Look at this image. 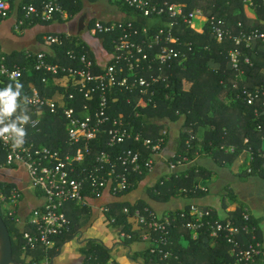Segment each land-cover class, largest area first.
<instances>
[{
	"label": "trees",
	"instance_id": "1",
	"mask_svg": "<svg viewBox=\"0 0 264 264\" xmlns=\"http://www.w3.org/2000/svg\"><path fill=\"white\" fill-rule=\"evenodd\" d=\"M43 0H38L35 3H40ZM86 0H60L61 6L68 11L70 17L82 16L87 18L88 13L85 11ZM95 1V0H90ZM116 6V9L123 14V20L128 21L129 17L138 18L135 22L136 27L142 25L159 28L162 22L158 19L142 18L134 8L123 5L122 2L116 0H108ZM179 4L186 3L187 7L184 13L189 14L192 11L199 9L203 14L211 18L223 20L225 28L231 29L234 34H239L241 31L249 32L252 29H264V24L257 22L253 26L246 25L242 20L244 16V5L247 0H173ZM32 2L31 0H21L19 3L16 0H11L12 11L18 12V20L24 18V7ZM253 6L256 8L259 15L264 18V0H253ZM122 3V4H121ZM92 16V15H91ZM90 18L92 19L93 16ZM167 16L165 13L164 17ZM140 17V20H139ZM167 18H169L167 16ZM94 19V18H93ZM90 20V25L93 23ZM18 22V21H17ZM41 20L33 19L26 20L24 26H32L40 24ZM178 27L175 30L176 37L180 38L182 43H189V47L182 46L181 50L185 52L181 61L173 59L168 62L163 68L162 77L167 80L161 81L152 88L155 90L154 104H149L144 109L136 106L138 91L117 92L112 97H117L116 102L110 100L109 108L106 114L113 120H120L124 127L133 133H141L143 139H151L154 144L160 143L161 148L164 149L168 145V134H163L162 131L166 126L167 121H177L183 124V131L177 142L176 155L169 158L170 161L182 160L183 163L196 161L201 153H207L210 157L222 158L227 161H233L237 154L245 149H252L251 169L252 174L264 173V112L260 106L262 98L253 104H249L245 100V91H254L255 88L264 85V52H259L257 57L252 56V52L242 47L245 55L250 58V64H247L244 58L241 59L239 68L235 67L230 59V51L235 48V42L228 38L215 39L211 33L210 26H206L204 32L199 33L193 30L190 26L183 23L181 19L178 20ZM240 24L242 25L240 27ZM92 27V25L90 26ZM90 29V28H89ZM119 31H115L112 35L101 34L103 37L102 44L106 48L113 50V45L108 41L117 36ZM76 43V39L71 38L66 41L65 45L54 46L56 52L55 58H50L51 62H59L63 65H70L72 62L67 56V51L76 49L77 53L86 51L89 57L93 60L91 47L80 39ZM174 49L179 46L172 44ZM175 49V50H176ZM12 57L20 56V61L12 62L6 53L0 48V64H6L10 69L21 68L23 76L19 80L23 84V91L18 99L17 115L23 116L27 111V97L30 89L35 86L39 89L43 96L47 95L46 84L42 79L44 73L35 70L38 54H18L10 55ZM6 59V60H5ZM95 63V72H100L99 64ZM153 64H157L154 61ZM143 65L147 67L148 63ZM239 70H244L245 75L241 77ZM157 74V69L153 72L141 71L139 76H143L150 80V77ZM9 78L0 76V88L5 87L9 83ZM59 88V87H57ZM61 93H67V90L59 88ZM110 97V98H112ZM84 98V97H83ZM82 101V98H79ZM90 103L94 112L100 111L99 96L94 97V101H86ZM259 109L262 113L256 117L255 111ZM43 112V111H42ZM139 113L140 117H136ZM62 117V116H61ZM60 116H53L49 112H43V117L40 125L36 128L29 127L27 130L28 144L33 143L35 146H46L52 150L63 148L66 151L68 146V134L65 130L66 120ZM111 126V124H109ZM187 127V130H185ZM103 142L98 146L93 147L92 154L88 157V162L94 161L95 153L106 150L112 153L115 158L123 154L124 151L133 149L141 152L140 169L142 174L130 173L129 179L133 183L123 196L132 195L137 192L145 179L149 175V170L145 166L146 161L152 157L150 149L143 145V142H135L128 140L124 144L109 147L106 144L108 136L105 134L100 136ZM105 141V142H104ZM234 148V152L225 154V150ZM199 153V154H198ZM7 153L3 150L0 144V164H5ZM156 163V161H154ZM169 166V165H168ZM207 170L199 165L191 168L181 167L174 174L163 175L161 179L154 186H148V199L156 203L169 202L176 196L184 195L188 198H193L198 192L196 189L198 185L197 178L207 176ZM170 176L169 179H167ZM144 181V182H143ZM147 183V182H146ZM145 183V184H146ZM13 189L12 184H0V191L7 194ZM185 189L186 192L182 191ZM198 193L199 195L202 194ZM86 194H90L87 192ZM197 194V193H196ZM91 195V194H90ZM188 195V196H187ZM121 196V195H118ZM147 201V200H145ZM145 201L130 203L128 201L116 202L111 206L108 213H104L105 219L112 221L111 227L131 235L122 241L123 244L130 246L133 243L143 241L145 235L150 237V244L144 250L134 255V259L141 258L142 264H235L237 261L236 250L234 252V245L228 243L226 233H223L219 238L213 239L210 236L208 227H203L199 231V236L194 239L190 229L186 227L187 219L190 220V205L186 208H173L167 213L158 212ZM155 203V204H156ZM157 204V207L160 205ZM77 208L71 213L73 221L72 229L68 233H64L57 240L55 250L45 251L38 248L36 251H25L23 246L22 234H20L16 227L15 220L10 216L4 214L0 207V214L4 219L12 238L13 243V258L16 264H43L47 256L51 258L57 253L56 248L62 244L80 235V216L82 208ZM128 207L130 215L124 213L123 209ZM145 208L155 212L158 217L170 216L173 220V227L169 229V234L154 231L147 227H140L136 220L132 217L137 209H140L144 215H148ZM187 214V219L182 218V214ZM163 219V218H162ZM212 223L219 220L215 217H207ZM232 221L233 225L239 226L242 231L235 237L238 242H242L241 249L248 247V242L252 235L258 234L261 220L255 219L249 215V220L244 219L243 210L237 209L229 213V216L223 219L224 222ZM249 228V232L244 231V227ZM164 238H167V243H163ZM18 239V241H17ZM261 241L257 238V241ZM83 246L80 251L83 256L82 264H122L113 259L112 250L105 246V244L97 239L81 240ZM169 253L166 257L165 255ZM25 256L32 255L30 262H26ZM56 264V263H54ZM249 264H264V256L258 259L255 263Z\"/></svg>",
	"mask_w": 264,
	"mask_h": 264
},
{
	"label": "built area",
	"instance_id": "2",
	"mask_svg": "<svg viewBox=\"0 0 264 264\" xmlns=\"http://www.w3.org/2000/svg\"><path fill=\"white\" fill-rule=\"evenodd\" d=\"M30 4L24 7V18L18 20V26L25 25L26 20L39 19L43 23L52 22L57 17L66 19L68 12L61 6L60 0H43L40 5L35 3L38 0H31ZM123 5L139 10L145 17L158 16L162 17L167 13L171 19L165 22L160 28L136 27L135 21L130 18L128 21L106 22L95 21L89 32L92 36L98 34L112 35L119 31L117 36L111 38L113 53L110 60L105 65H99L100 72H95V63L89 57L88 53H77L76 49L67 51V56L71 60L70 65H63L59 62H51L45 52L38 55L35 70L45 74L42 81L47 84L50 79L65 80L64 83L67 93L59 101L43 96L36 87H32L27 105L34 109V113L43 117V112L48 109L53 116L61 117L66 120V129L68 132V146L66 151L63 148L52 150L41 146L35 147L33 143L28 144L26 137L25 144L22 148L13 149L9 142L0 140L2 148L8 153V164H22L28 169L31 184L33 188L42 197V203L37 206L30 216L28 224L32 227L31 231L23 233V246L25 251H36L42 248L49 251L56 246V241L64 233L72 229L73 221L67 214V208L70 204L84 206L87 198V192L97 197H102L107 191L113 196L124 194L133 183L129 179L130 173L142 174L140 169L141 152L133 149L124 151L122 155L112 157L110 151L102 150L95 153L94 161L88 162V157L92 154V149L103 142L100 137L105 134L108 136L106 144L109 147L124 144L128 140L143 142V145L150 149L151 156L145 163L149 172L154 166L161 149L160 143L154 144L151 139H143L141 133H133L124 127L120 120H111L106 114L109 108V101L116 102L117 92L138 91L136 106L144 109L149 104H154L156 96L155 88L163 78V67L173 59L180 62L185 52L181 50L182 46L189 47L190 44L181 43L175 35V28L178 26V20L181 19L184 24L192 27L193 20L196 16H201L200 10L192 13H184L185 6L171 0H120ZM252 0H247V2ZM11 14V5L8 0H0V20L7 19ZM210 26L211 33L215 39L228 38L233 40L236 48L230 51V59L235 67L241 65L244 53L242 46L250 48L253 45L264 49V31L259 29L252 30L248 33L244 31L240 35H234L230 29L225 28V22L216 18H207L204 26ZM242 25L240 24V27ZM70 36L59 34H48L45 41L51 46H64L69 41ZM103 40V38L101 39ZM179 46L174 49L172 44ZM253 46V47H254ZM55 54L53 55V57ZM248 64L249 58H244ZM157 63L156 65L152 62ZM144 64L148 63L147 67ZM0 76L9 78V74L16 72L19 75L14 79L20 80L23 76V70L20 68L10 69L6 64L1 63ZM147 69L153 72L157 69V74L150 77V80L139 76L141 71ZM98 95L100 100V111L94 112L90 103ZM245 100L253 104L259 99H263L261 107L264 112V85L257 87L254 91H245ZM84 97V98H83ZM112 97V98H110ZM79 98H82L80 101ZM110 99V100H109ZM43 111V112H42ZM259 109L255 111L256 117L262 113ZM136 117H140L137 113ZM36 122L26 126L36 128L40 125L41 118L31 119ZM111 124V126H109ZM105 142V141H104ZM232 152L234 148H230ZM252 156V149L247 148ZM253 158V157H252ZM182 160L170 161L169 166L172 173L184 166ZM251 168V167H250ZM251 172L252 170L249 169ZM12 196L15 200L21 198L18 191H14ZM6 197L0 196V203L4 202ZM111 210V206H103L101 212L105 214ZM124 213L130 215L128 207L123 209ZM190 220L187 214L183 213L182 218L187 219L186 227L190 231L199 232L203 227H208L210 236L213 239L219 238L226 233L228 243L233 244L236 252V264L255 263L264 256V244L257 241L252 235L248 247L241 249L240 243L235 239L242 229L233 225L232 221L224 222L217 220L211 222L205 220L210 217L208 213L198 211L192 207ZM148 215H144L141 210H136L132 217L138 225L148 229L169 234V229L173 227V220L170 216L163 219L157 217L155 212L146 210ZM245 220H249V215H244ZM108 221V225L112 221ZM19 222V221H17ZM245 232H249L247 226ZM122 240L131 238V235L117 230ZM167 243V238L163 240ZM169 253L165 256L167 257ZM43 264H54L47 259Z\"/></svg>",
	"mask_w": 264,
	"mask_h": 264
},
{
	"label": "crops",
	"instance_id": "3",
	"mask_svg": "<svg viewBox=\"0 0 264 264\" xmlns=\"http://www.w3.org/2000/svg\"><path fill=\"white\" fill-rule=\"evenodd\" d=\"M8 1L11 5V0ZM20 1L21 0H16V2L18 3ZM116 1L121 2L120 0H116ZM171 2H175V1L171 0ZM85 4H86L85 11H87L88 13L87 18H82V16L80 15L71 18L68 13V17H66V19L62 17H57L52 22H48V23L41 22L40 24H36V25L32 24V26H22V27L18 26V22H17L18 12L12 11L9 18L0 20L1 51L6 53L7 56L10 57L12 62L20 61V56L17 57L10 56L14 53H18L21 55L23 54L39 55L40 53L45 52L49 57L55 58L56 52L54 50V47L47 44V42L45 41V36L48 34H59L62 36L64 35L70 36L69 37L70 39L74 37V39H76V43L80 42L79 41L80 39L85 40V42L91 47L92 50L91 56L93 60H95L101 66L107 64L111 58L113 51L110 48H106L102 44L101 39L104 36L103 37L99 36L101 34H98L97 36H92V34L89 32L90 30L89 28H91L90 26L93 25L95 21H101L103 23H106V22H115V21L123 20V14L116 9L117 16L114 18L113 17L97 18L94 14H92L89 11L90 6H87L89 4V1L86 0ZM253 4H254L253 0L252 3L250 1L245 2L244 12H243L245 18L242 21L249 26H253L257 22H261L264 24V18H262L259 15ZM181 5H184L185 8L187 7L186 3H181ZM136 12L140 14L142 18H145L144 14L141 13L139 10H136ZM201 13H202L201 16H196L194 18L193 25L191 27L193 30L199 33L204 32L205 27L207 26L204 25L206 19L208 18L203 14L202 11ZM91 15L93 16L94 19L92 18L93 23L90 25V20H92L90 18ZM152 17L154 19H158L159 21H161L162 26L164 25L165 22L171 21L170 18H167V16L164 17V15L162 17H158L154 15L148 18H152ZM130 18H132L135 22H138V18L134 19L133 17H129V19ZM141 27H148V26L142 25ZM148 28H152V27H148ZM257 29L264 31V29H260V28ZM252 30H256V29H252ZM241 32H239V34L236 35H240ZM244 32L248 33L246 31ZM253 46L250 48H246L245 46L242 47L250 50L254 58L257 57L259 52H264V49L258 48L257 46L254 47ZM242 47L241 50L244 53V56H242V58H249L248 56L245 55V52L242 49ZM54 54L55 56L53 57ZM248 64H250V62ZM239 72H240L239 75L241 77H244L243 75H245V71L239 70ZM64 85L65 84L60 80L50 79L49 82L46 84L47 95H48L46 97L54 101L60 102V100L64 97V94L61 93L59 88L66 90ZM27 109L28 112L29 111L32 112L33 116H31L30 112L24 114L23 116H31V119H36L39 117L42 119V116H39L34 113V109L29 108V106ZM45 111L49 112L48 109H45ZM5 123H8L7 119L5 120ZM66 127L65 130L67 132ZM183 128H184L183 124L180 122L177 121L166 122V126L164 127L165 130H163L165 132L163 134H168L169 137L168 145L164 149L162 150L160 149L156 163L154 164L152 170L149 172V175L145 179V183L146 182L147 183L146 184L143 183L142 187L137 192L133 193L132 195L129 194L125 197L123 196V194H121V196H113L108 191L104 193L102 197H97L95 195L87 194V198L85 200L86 204H84V206L79 205V207L81 206L80 208H82L81 211L85 210L84 212H82L79 218L80 224L82 225V228L79 231L80 235L78 237L75 236L72 239L65 241L61 247L56 248L57 253L53 255L51 258H49L50 256H47L48 258H46V260L50 259V262L56 263L57 262L56 259L62 256L63 250L65 249L67 244L71 241H77L79 243V248L77 249L78 254L75 256L76 257L82 256L80 249L83 246V243L81 242V240L83 241L87 239H97L102 241L105 244V246H107L112 250L113 259L116 260L117 262H121L122 264H142L141 258H139V260H136L134 259V255L144 250L149 245H151L150 244L151 239L148 235H145L143 241L138 243H133L130 246H127L122 243L123 240L119 237L117 229L108 225V221L106 219H105L106 223L104 224H106L107 232H108V234L106 235V237H108L107 240L104 239L105 233L99 236V238H93V237L87 238V236H85V233L83 231L84 228L93 227V225L99 224L100 219H103L102 216H104V212H101V208L103 206L106 205L112 206L114 203L124 200L133 204L136 202L139 203L147 200L145 201L146 203H149L152 206H154V208H157L158 212L162 214L167 213V211L173 210V208L184 209L186 208L187 205H190L191 213H192L191 211L192 207H195L198 211L208 213L211 218L216 216V218L219 220L225 219L226 217L229 216L230 212H233L241 208L243 210L244 215L247 214L253 216L257 220H261L258 234L254 233L253 236L256 239L260 238L262 241L261 243L264 244V173L252 174V171L251 172L249 171V169H251L250 167H251L252 156L249 150H247V148L241 150L233 161H227L226 159H222V158L215 159L214 157H210L207 153H201L200 157L197 158L196 161L188 162L185 164V166H182L185 168H191L192 166L199 165L207 170L208 173L207 176L197 178L198 185L196 189L198 190V192H193V194H195L193 198H188L184 195H181V196H176V198H173V200L171 199L169 202H165L161 204L153 202L152 200L150 201L148 199L147 196L148 186L150 187L156 185V183L161 179L163 175L165 176L168 173L174 174L171 172L170 166H168L169 164H167V162L165 161H168L170 157L176 155L177 142L181 132L183 131ZM185 130H187V127H185ZM5 152L7 153V151ZM229 152L232 151L230 149L225 150V154ZM7 159H8V153H7ZM7 159L5 164H0V184H5V183L12 184L13 189L10 191L9 194L0 191V196L3 195L6 197V200L0 203V207L4 212V214L10 216L15 220L16 227L18 228L20 234L23 235L24 232L31 231L32 227L28 224V221L30 219L32 211L37 206H39L43 200L42 197L33 188L31 184L30 177L28 174V169L22 164L10 165L8 164ZM169 178L170 176L167 179ZM14 191H18L21 194V198L15 200L12 196V193ZM182 191L186 192L185 189H182ZM201 192L203 193L199 195L198 193ZM157 204H159L160 207H157ZM76 206L77 205L74 203L68 206L67 214L69 217H71V213L77 208ZM147 209L148 208H145L144 210L146 211ZM159 218L162 219L164 217H159ZM191 232L194 239H197L199 236V232L198 233L194 231ZM57 241H56V245H57ZM239 243L242 247V242L240 241ZM51 250H55V249L53 248ZM24 257L25 258L27 257L26 262H30L28 261V259L30 258L31 260L33 256L32 255L25 256V254H23L22 258ZM56 264H77V263L76 260L74 261V263L70 262L69 257L65 256L63 263L57 262ZM80 264H82V262Z\"/></svg>",
	"mask_w": 264,
	"mask_h": 264
},
{
	"label": "clouds",
	"instance_id": "4",
	"mask_svg": "<svg viewBox=\"0 0 264 264\" xmlns=\"http://www.w3.org/2000/svg\"><path fill=\"white\" fill-rule=\"evenodd\" d=\"M18 75L16 72L10 73V82L0 88V140L9 142L13 149L23 147L27 137L26 126L36 123L31 116L17 115L18 99L24 87L18 79H14ZM6 119L8 123H5Z\"/></svg>",
	"mask_w": 264,
	"mask_h": 264
},
{
	"label": "rangeland",
	"instance_id": "5",
	"mask_svg": "<svg viewBox=\"0 0 264 264\" xmlns=\"http://www.w3.org/2000/svg\"><path fill=\"white\" fill-rule=\"evenodd\" d=\"M87 1H89V4L87 5V6H90L89 11L92 14H94L97 18H100V17H104V18H112L113 17L114 18L117 16V11H116L115 6L112 5L108 0H95L92 2L90 0H87ZM62 82L66 83L65 80H62ZM164 132L165 131H162V133H164ZM161 150H162V148H161ZM102 218L103 219H100L99 224L93 225V227L84 228L83 231L85 233V236H87V238H90V237L99 238V236H101V235H103V233H105L104 239L107 240L108 237H106V235L108 234V232H107L106 224H104V223H106V220H105L104 216H102ZM78 248H79V243L77 241L69 242L67 244V246L65 247V249L63 250L62 256L56 259L57 262L63 263L64 257L68 256L70 262L74 263V261L76 260V263L80 264L82 262V256H77V257L75 256L78 254V250H77ZM28 261H31L30 258L28 259Z\"/></svg>",
	"mask_w": 264,
	"mask_h": 264
},
{
	"label": "water",
	"instance_id": "6",
	"mask_svg": "<svg viewBox=\"0 0 264 264\" xmlns=\"http://www.w3.org/2000/svg\"><path fill=\"white\" fill-rule=\"evenodd\" d=\"M0 264H16L10 231L0 214Z\"/></svg>",
	"mask_w": 264,
	"mask_h": 264
}]
</instances>
